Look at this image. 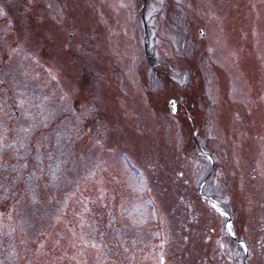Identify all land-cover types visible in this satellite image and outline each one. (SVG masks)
<instances>
[{
    "label": "rangeland",
    "instance_id": "374dc122",
    "mask_svg": "<svg viewBox=\"0 0 264 264\" xmlns=\"http://www.w3.org/2000/svg\"><path fill=\"white\" fill-rule=\"evenodd\" d=\"M0 4V264H264V0Z\"/></svg>",
    "mask_w": 264,
    "mask_h": 264
},
{
    "label": "water",
    "instance_id": "95a60500",
    "mask_svg": "<svg viewBox=\"0 0 264 264\" xmlns=\"http://www.w3.org/2000/svg\"><path fill=\"white\" fill-rule=\"evenodd\" d=\"M200 32H201V34L203 35V31L202 30H200ZM211 203H212V205L217 209V210H222V211H224V213L228 216L229 214H228V212L216 201V200H214L213 198H207ZM229 222H230V217H229V220H228ZM227 232L234 238V239H236V241L243 247V249H244V252H245V255H246V257H245V261H244V264H247V260H248V249H247V244H246V242L245 241H242V240H238L233 234H232V232H231V230H230V228H229V226L227 227Z\"/></svg>",
    "mask_w": 264,
    "mask_h": 264
}]
</instances>
